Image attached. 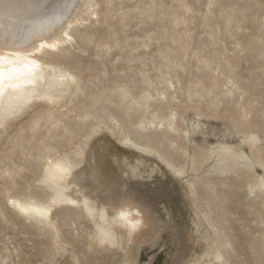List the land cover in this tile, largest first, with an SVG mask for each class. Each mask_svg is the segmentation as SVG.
Segmentation results:
<instances>
[{"label": "rangeland", "instance_id": "rangeland-1", "mask_svg": "<svg viewBox=\"0 0 264 264\" xmlns=\"http://www.w3.org/2000/svg\"><path fill=\"white\" fill-rule=\"evenodd\" d=\"M95 3L62 55L46 56L70 85L23 102L0 124V264H82V233L69 242L68 226L7 201L69 202L45 166L82 156L91 169L81 178L102 189L121 185L123 172L132 182L168 179L159 230L126 264H205L207 244L224 263L264 264V0ZM113 119L117 136L154 148L179 174L99 128L86 141Z\"/></svg>", "mask_w": 264, "mask_h": 264}, {"label": "bare ground", "instance_id": "bare-ground-1", "mask_svg": "<svg viewBox=\"0 0 264 264\" xmlns=\"http://www.w3.org/2000/svg\"><path fill=\"white\" fill-rule=\"evenodd\" d=\"M5 3L11 5L7 10L2 7ZM95 5V0H0V54H7L9 51L31 53L33 54L31 58L36 59L41 65V72L35 84L25 85L26 91L19 96V99L13 97L10 101L9 95L5 94V114L8 113L10 102L14 110H17L20 104L32 98L45 97L51 100L56 95L55 89L59 85L64 88L70 85L68 77H64L62 73L56 74L55 62L46 56L58 58L62 55L61 50L67 49L66 45L73 39L70 28L73 24L84 20L82 12L96 14ZM65 32L71 35L70 41L64 36ZM55 41H59L56 48H40L41 43L52 44ZM98 128L102 132L115 136L119 147L138 152L139 156H154L167 168L179 174L171 162L154 148L136 141L125 132L117 136L115 120L112 129L107 130L101 124L91 128L85 133L86 141L89 142L93 138ZM250 138L256 139L255 136H250ZM78 163H83V165L77 167ZM69 165L71 175H66L64 170ZM84 167L91 169L90 164L84 162V156L77 163L72 162L69 157L65 160L62 158L49 160L46 163V175L54 177V183L67 191L71 205L69 202H62L58 205L42 206L34 202L23 201L15 196L8 197L7 201L19 212H25L21 210L24 208L28 209L25 213L34 212L40 215L43 213L42 216L47 222L56 228L68 226L70 231L66 237L69 242L73 240L71 236L73 232L82 233L87 261L85 264L133 262L135 246L152 239L159 230V223L163 217L160 216L161 211L158 212L156 205L170 189L168 179L162 176L161 179L151 183L132 182V178V181H128L129 176L123 172L121 173V185H111L102 189L98 184L99 181L91 175L87 174L81 178L85 175L82 170ZM131 171L134 172V167ZM260 184L264 186L263 179L260 180ZM17 203L21 207H17ZM195 220L194 223L197 222V219ZM207 245L209 250L206 249L207 252L205 250L200 255L210 254L212 260L205 264H227L223 262V256L216 246ZM186 249L184 245V253ZM187 253H189L188 250ZM106 254L112 256L107 259ZM197 259L194 262L198 261ZM79 260L84 264V258L80 257Z\"/></svg>", "mask_w": 264, "mask_h": 264}, {"label": "snow or ice", "instance_id": "snow-or-ice-1", "mask_svg": "<svg viewBox=\"0 0 264 264\" xmlns=\"http://www.w3.org/2000/svg\"><path fill=\"white\" fill-rule=\"evenodd\" d=\"M2 7L7 10L11 7L10 4L5 3ZM71 27V25H69ZM67 40H71L72 37L68 32L64 33ZM59 41H55L52 44L41 43L40 48L45 47L56 48ZM33 54L22 53L20 51H9L7 54H0V124H2L5 118L4 97L7 93L11 98L15 97L19 99V96L26 91L25 85H33L41 72V65L39 62L31 58ZM8 90H11L8 92ZM14 108L9 103L8 113L12 114ZM66 175H71V166L65 170ZM17 207H21L18 203ZM22 211L27 212L28 209L21 208ZM43 215V213H41Z\"/></svg>", "mask_w": 264, "mask_h": 264}]
</instances>
